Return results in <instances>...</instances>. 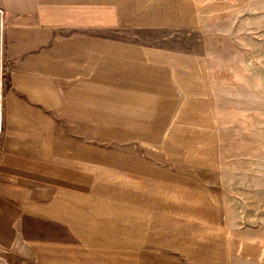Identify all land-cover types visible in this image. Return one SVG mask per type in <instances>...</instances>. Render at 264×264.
Returning a JSON list of instances; mask_svg holds the SVG:
<instances>
[{
	"label": "crops",
	"instance_id": "obj_1",
	"mask_svg": "<svg viewBox=\"0 0 264 264\" xmlns=\"http://www.w3.org/2000/svg\"><path fill=\"white\" fill-rule=\"evenodd\" d=\"M252 1L0 0V264L264 249L237 216L264 192L238 117L253 94L221 92L183 41Z\"/></svg>",
	"mask_w": 264,
	"mask_h": 264
},
{
	"label": "rangeland",
	"instance_id": "obj_2",
	"mask_svg": "<svg viewBox=\"0 0 264 264\" xmlns=\"http://www.w3.org/2000/svg\"><path fill=\"white\" fill-rule=\"evenodd\" d=\"M189 38L183 39L184 44L202 45L214 60L215 78L221 92L253 94V100L243 102L245 105L238 117L244 118L246 132L253 134L252 140L246 142V152L254 158L251 165L254 174L250 175L254 176V184L256 175L261 176L259 183L264 189V0H253L234 14L214 18L201 36L192 34ZM256 134L261 138L256 139ZM255 207L260 211L238 213L242 219L238 223L251 227L247 231L254 234L248 239L264 245V192L260 197H252V205L247 209L255 210ZM253 253L252 259L238 258L236 264H264V249L259 246ZM4 256L0 252V257ZM6 259L11 264H35L31 259L23 263L12 256Z\"/></svg>",
	"mask_w": 264,
	"mask_h": 264
}]
</instances>
